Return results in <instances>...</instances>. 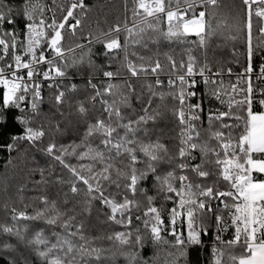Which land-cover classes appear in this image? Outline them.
<instances>
[{
  "label": "snow or ice",
  "instance_id": "6c2138e0",
  "mask_svg": "<svg viewBox=\"0 0 264 264\" xmlns=\"http://www.w3.org/2000/svg\"><path fill=\"white\" fill-rule=\"evenodd\" d=\"M122 3V17L86 31L87 0H0V150L29 173L16 189L23 210L0 203L11 221L0 248L23 245L36 264H195L205 249L207 264H264V0L228 11L222 0ZM225 47L230 58L216 57ZM10 111L21 133L7 131ZM73 115L79 141L58 142ZM56 165L67 179H52ZM27 183L37 195L26 203ZM96 204L120 230L87 233ZM8 264L33 262L21 253Z\"/></svg>",
  "mask_w": 264,
  "mask_h": 264
},
{
  "label": "trees",
  "instance_id": "16d2710c",
  "mask_svg": "<svg viewBox=\"0 0 264 264\" xmlns=\"http://www.w3.org/2000/svg\"><path fill=\"white\" fill-rule=\"evenodd\" d=\"M19 2V0H17ZM50 2V0H49ZM87 2L95 4L96 7L92 9V11L89 13V20L85 22L82 26L85 28V30L89 29H95L97 27V21L99 22V27L106 29L109 25L114 23L117 19V17H122L123 13V3L122 0H87ZM222 4L224 6L223 10L228 11L233 5H238L239 0H222ZM217 42L223 43V41H213L212 48H215V45ZM231 43V42H229ZM238 47H240L241 51H243V46L241 44H237ZM100 46L97 45L96 51H100ZM137 51H143L139 48L136 49ZM147 54V53H145ZM210 56L212 55V49H209ZM215 56L219 58H223L225 60L230 58V52L227 47L222 49H216ZM116 65L113 64V70H115ZM127 74V73H125ZM78 84H80L81 88L83 87V81L79 80L78 78L75 80ZM119 82V81H114ZM132 83L139 88V84L142 83L138 82L135 78L132 79ZM47 90H45V97L47 98ZM78 96L79 98L83 99L84 93H76L74 94ZM48 105L45 104L43 106V110L45 112L48 111ZM99 107V105H97ZM18 111V110H17ZM17 111H10L9 112V127L7 129L10 133H21L22 128L16 123L11 122V117L13 115L17 114ZM74 111V109H73ZM98 113L95 110L90 111L89 113V119H92L97 115ZM38 121L42 120L43 117H37ZM55 119H60L58 116L55 117ZM165 119L168 121V123H165V121H161L158 127L164 129V132L161 133V136L164 138L163 142L168 144L171 148L174 141L168 139L167 137L174 136L175 131H171L173 129L174 124L173 120L174 118L170 115H166ZM71 123L68 124V127L71 129L69 133H67L64 137H57L58 142H67L70 140H77L79 141V138L81 134L84 131V125L80 122L79 118L76 115H73L71 118ZM63 126V125H62ZM178 131V129H176ZM7 136H5L2 140H0V143H7ZM45 142H47L45 140ZM22 148H25L28 150V154L35 155L36 160L39 161L41 165H46L49 161V158L43 156L42 154L35 151V149H32L29 147L27 142H24L21 144ZM12 157H16V153L13 152L9 156L6 152L3 150H0V203L8 202L11 206H15L21 210H23V206L19 204L16 201V189L17 186L25 184L28 181L29 173L27 168L24 166V164L21 162V160H13L12 164L8 163L9 159H12ZM75 163V161H72ZM63 175L65 179L69 177V173L67 170L61 169L59 165H56V172L53 174L52 179H55L56 176ZM34 179H39V176L33 177ZM7 186V191H3V188ZM35 187L32 183H27V188L25 189L23 195L25 196V202L27 203V197L37 195L36 192L29 191L28 189H32ZM61 186L60 185H51L48 188L47 195L50 199H56V193L60 191ZM63 191H67V185L63 186ZM42 205H39V203L36 204V207H41ZM100 208L99 204L95 205V208L93 210V214L91 217L87 219V233L92 236H97L101 234H108L116 230H120L119 226L111 225V224H105L102 223V221L105 219L103 215H101L98 211ZM29 213L33 212V208L29 207L27 209ZM0 222H7L11 223L10 220H7L6 214L3 211H0ZM28 225L30 229L33 228H39L43 227L42 224L32 222V221H20L19 226ZM3 239H8L7 237H3ZM10 242L14 245L17 243L15 238H11ZM106 243V242H105ZM23 254V256L33 262V264H36V261L38 258L34 256V254L31 252V250L23 245L19 246V248L15 251L12 250H6L3 248H0V264H8L9 261H11L14 257L20 256V254ZM150 253V249L145 250V255H148ZM208 255V249H205L204 252H193L192 253V260L195 262V264H207L206 258Z\"/></svg>",
  "mask_w": 264,
  "mask_h": 264
},
{
  "label": "built area",
  "instance_id": "2783aa9c",
  "mask_svg": "<svg viewBox=\"0 0 264 264\" xmlns=\"http://www.w3.org/2000/svg\"><path fill=\"white\" fill-rule=\"evenodd\" d=\"M0 92H2V90H0ZM17 133V132H16Z\"/></svg>",
  "mask_w": 264,
  "mask_h": 264
}]
</instances>
